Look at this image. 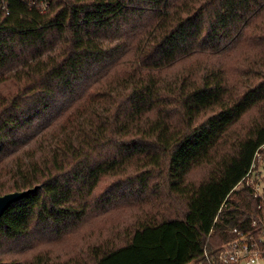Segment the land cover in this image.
<instances>
[{
  "label": "trees",
  "instance_id": "obj_1",
  "mask_svg": "<svg viewBox=\"0 0 264 264\" xmlns=\"http://www.w3.org/2000/svg\"><path fill=\"white\" fill-rule=\"evenodd\" d=\"M258 154L264 0H0V195L37 187L0 264H188L254 228Z\"/></svg>",
  "mask_w": 264,
  "mask_h": 264
},
{
  "label": "built area",
  "instance_id": "obj_2",
  "mask_svg": "<svg viewBox=\"0 0 264 264\" xmlns=\"http://www.w3.org/2000/svg\"><path fill=\"white\" fill-rule=\"evenodd\" d=\"M260 173H247L233 188L238 190L246 184L253 189L255 197L261 198L262 212L254 217V228L244 230L230 226L234 237L218 249H211L207 244L201 255L188 264H264V179Z\"/></svg>",
  "mask_w": 264,
  "mask_h": 264
},
{
  "label": "rangeland",
  "instance_id": "obj_3",
  "mask_svg": "<svg viewBox=\"0 0 264 264\" xmlns=\"http://www.w3.org/2000/svg\"><path fill=\"white\" fill-rule=\"evenodd\" d=\"M259 161L256 163L253 171L251 173H260V177L264 179V156L262 154H258ZM115 215V216H114ZM114 215L109 219H102V218H95L91 221L86 222L82 228L80 233L75 234L72 238L68 239L65 242V246L62 250L63 256L70 257L74 254L80 253L82 250L86 248V246L90 243H97L103 239L102 233L104 232L105 228L109 226L113 217H117L118 214L114 212ZM109 232L106 231V235ZM113 234L110 232V235ZM123 242H120L121 244Z\"/></svg>",
  "mask_w": 264,
  "mask_h": 264
},
{
  "label": "water",
  "instance_id": "obj_4",
  "mask_svg": "<svg viewBox=\"0 0 264 264\" xmlns=\"http://www.w3.org/2000/svg\"><path fill=\"white\" fill-rule=\"evenodd\" d=\"M37 187L29 188L22 191H12L0 195V216L3 215L5 210L16 200L22 198L25 195H28L30 192L36 190Z\"/></svg>",
  "mask_w": 264,
  "mask_h": 264
}]
</instances>
